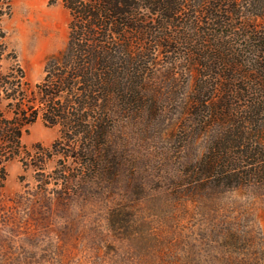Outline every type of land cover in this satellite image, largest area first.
<instances>
[{
	"label": "trees",
	"instance_id": "trees-1",
	"mask_svg": "<svg viewBox=\"0 0 264 264\" xmlns=\"http://www.w3.org/2000/svg\"><path fill=\"white\" fill-rule=\"evenodd\" d=\"M69 10V38L32 86L0 41V188L20 160L43 189L70 192L115 175L111 135L119 115L157 113L150 80L165 63L186 76L185 133L204 138L189 161V186L264 185V16L246 0H50ZM10 0H0V15ZM5 60L11 64L4 65ZM164 65V64H163ZM160 67V66H159ZM39 118L58 126L49 146L27 150L22 135ZM47 160L58 162L46 175ZM109 175V176H108ZM46 177V178H45Z\"/></svg>",
	"mask_w": 264,
	"mask_h": 264
},
{
	"label": "rangeland",
	"instance_id": "rangeland-1",
	"mask_svg": "<svg viewBox=\"0 0 264 264\" xmlns=\"http://www.w3.org/2000/svg\"><path fill=\"white\" fill-rule=\"evenodd\" d=\"M29 1L5 5L0 41L15 52L34 86L48 59L65 50L71 17L61 1L37 0L55 34L51 45L27 44L18 35ZM246 2L245 10L264 16V0ZM171 72L163 58L150 80L147 95L161 103L157 113L118 116L110 136L119 156L114 176L65 192L54 185L42 188L35 161L26 170L20 160L6 164L0 264H264V185L230 190L188 185V163L200 157L205 140L185 133L181 105L187 78L180 69ZM58 135V126L39 118L21 141L32 150L49 147ZM57 165L47 160L43 175L54 176Z\"/></svg>",
	"mask_w": 264,
	"mask_h": 264
},
{
	"label": "bare ground",
	"instance_id": "bare-ground-1",
	"mask_svg": "<svg viewBox=\"0 0 264 264\" xmlns=\"http://www.w3.org/2000/svg\"><path fill=\"white\" fill-rule=\"evenodd\" d=\"M21 11L22 24L18 37H21L27 44H37L43 41L46 45H51L55 31L49 14L43 10L39 1L30 0L25 9Z\"/></svg>",
	"mask_w": 264,
	"mask_h": 264
}]
</instances>
